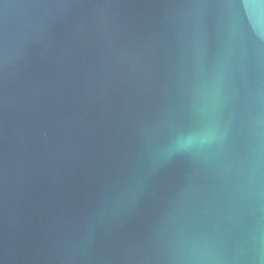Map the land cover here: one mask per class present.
I'll return each instance as SVG.
<instances>
[{
	"label": "water",
	"instance_id": "1",
	"mask_svg": "<svg viewBox=\"0 0 264 264\" xmlns=\"http://www.w3.org/2000/svg\"><path fill=\"white\" fill-rule=\"evenodd\" d=\"M0 264H264V0H0Z\"/></svg>",
	"mask_w": 264,
	"mask_h": 264
}]
</instances>
